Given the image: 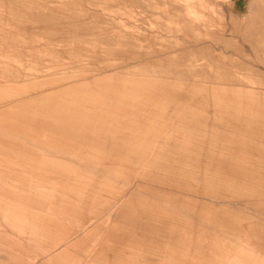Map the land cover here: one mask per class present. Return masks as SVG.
Segmentation results:
<instances>
[{
	"label": "rangeland",
	"instance_id": "rangeland-1",
	"mask_svg": "<svg viewBox=\"0 0 264 264\" xmlns=\"http://www.w3.org/2000/svg\"><path fill=\"white\" fill-rule=\"evenodd\" d=\"M71 238L264 264V0H0V264Z\"/></svg>",
	"mask_w": 264,
	"mask_h": 264
},
{
	"label": "crops",
	"instance_id": "crops-1",
	"mask_svg": "<svg viewBox=\"0 0 264 264\" xmlns=\"http://www.w3.org/2000/svg\"><path fill=\"white\" fill-rule=\"evenodd\" d=\"M112 177L115 176L113 175ZM111 196H113V193L111 194ZM79 239L80 238H75V239L71 238L70 241L73 242H70L71 247L69 248V253L64 256L67 258L66 259L67 262H72L73 264H77L83 259V257H85V255L87 254L86 252L90 251V254L86 257L83 264H108V263H102L100 261L102 254L98 252L99 248L97 247L88 248L87 243L79 242L81 241ZM53 255L56 257L63 256V254L62 253L59 254V252L53 253Z\"/></svg>",
	"mask_w": 264,
	"mask_h": 264
},
{
	"label": "bare ground",
	"instance_id": "bare-ground-1",
	"mask_svg": "<svg viewBox=\"0 0 264 264\" xmlns=\"http://www.w3.org/2000/svg\"><path fill=\"white\" fill-rule=\"evenodd\" d=\"M222 94V93H221ZM1 186H4V185H1ZM3 189V188H2Z\"/></svg>",
	"mask_w": 264,
	"mask_h": 264
}]
</instances>
